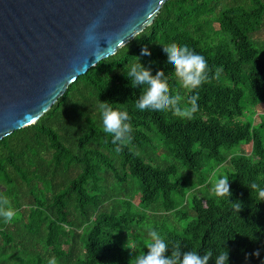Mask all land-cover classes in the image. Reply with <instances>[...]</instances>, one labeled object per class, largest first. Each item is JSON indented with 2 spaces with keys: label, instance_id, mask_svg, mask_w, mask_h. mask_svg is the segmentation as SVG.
<instances>
[{
  "label": "trees",
  "instance_id": "16d2710c",
  "mask_svg": "<svg viewBox=\"0 0 264 264\" xmlns=\"http://www.w3.org/2000/svg\"><path fill=\"white\" fill-rule=\"evenodd\" d=\"M263 32L264 0H168L151 26L78 77L37 123L1 140L0 196L15 215L0 219V264H132L148 252L149 229L181 251L226 247L229 264H245L246 254L261 264L264 251L251 253L264 249V198L250 188L264 187V116L255 119L264 107ZM170 44L207 61L190 119L138 111L142 89L123 74L147 46L141 63L162 71L185 106L194 93L165 66L162 46ZM99 100L129 114L132 139L119 153L102 130ZM244 144L251 152H240ZM227 165L231 196L217 197L210 179Z\"/></svg>",
  "mask_w": 264,
  "mask_h": 264
},
{
  "label": "water",
  "instance_id": "95a60500",
  "mask_svg": "<svg viewBox=\"0 0 264 264\" xmlns=\"http://www.w3.org/2000/svg\"><path fill=\"white\" fill-rule=\"evenodd\" d=\"M168 0H0V141L151 26Z\"/></svg>",
  "mask_w": 264,
  "mask_h": 264
},
{
  "label": "clouds",
  "instance_id": "9594fccd",
  "mask_svg": "<svg viewBox=\"0 0 264 264\" xmlns=\"http://www.w3.org/2000/svg\"><path fill=\"white\" fill-rule=\"evenodd\" d=\"M165 57V66L175 77L181 89L186 90L189 95L185 106H181L180 96L169 92L168 82L162 71H157L155 75L152 69L141 63V57L151 56L150 49L145 46L141 49L139 57L135 62L125 65L123 74L130 81L132 88H141L142 94L135 103V108L140 112L150 111L157 113L171 112L181 118H191L198 110L199 95L196 90L207 80L208 65L204 56L190 49L187 45L177 46L170 44L162 46ZM96 109L100 113L102 130L111 136V143L115 146V151L119 153L121 146L132 139V127L129 123L127 111L114 109L108 102H99ZM251 190H256L260 198H264V187L256 183L251 184ZM212 192L217 197L230 195V180L227 177H220L212 186ZM264 202V201H262ZM234 207L241 209L239 201L231 202ZM15 210L10 206L9 200L5 196H0V219L4 223L13 220ZM147 237L150 243L147 245L148 252L134 257L132 264H209L210 260L214 264H229V250H224L213 255L208 251L201 255L195 250L181 251L178 247H170L169 244L160 237L156 230L149 229ZM170 255H166L168 251ZM264 249H256L251 256L259 258ZM47 264H57L56 258L48 259ZM245 264H249V256L245 255ZM264 264V260L261 261Z\"/></svg>",
  "mask_w": 264,
  "mask_h": 264
},
{
  "label": "rangeland",
  "instance_id": "374dc122",
  "mask_svg": "<svg viewBox=\"0 0 264 264\" xmlns=\"http://www.w3.org/2000/svg\"><path fill=\"white\" fill-rule=\"evenodd\" d=\"M259 37H261L262 40H264V32L262 34L259 35ZM259 116H264V107L263 106H259L256 110H255V119H256V124H259ZM245 146H243L240 150V152L242 151H246V152H251V145L250 144H244ZM239 150V149H238ZM237 150V153H238ZM233 173L232 169L229 167V165H227L226 167H222V169L219 171H216V173L213 174V176L210 179V183L211 185H214V183L216 182V180L220 177H229L231 174ZM160 215H157V217H159ZM151 226V225H150ZM139 248H141L140 243H138L137 245Z\"/></svg>",
  "mask_w": 264,
  "mask_h": 264
}]
</instances>
